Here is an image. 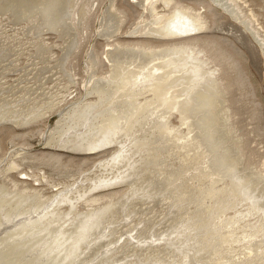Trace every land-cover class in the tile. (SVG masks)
Listing matches in <instances>:
<instances>
[{
  "label": "bare ground",
  "instance_id": "bare-ground-1",
  "mask_svg": "<svg viewBox=\"0 0 264 264\" xmlns=\"http://www.w3.org/2000/svg\"><path fill=\"white\" fill-rule=\"evenodd\" d=\"M67 1H69V2H67L65 4V8H64L66 14L62 15V13L64 12V10H62L63 9L62 5L64 4L63 2H66V0H0V18L6 11H8L7 13L12 15L11 18L13 20H21L24 18H27L29 20V21L26 20V22L24 23L25 25L27 23H29V25L27 27L24 25L26 27L25 31H29L32 28V26L38 28V30H41V29L44 30L45 28H52L54 26V28L57 29L58 31L62 30V33L64 34L65 32H63V31L67 30V32H68V30L71 29L70 27L73 25V23H71L69 21V18H67V15L69 16L68 13H71L72 11H73L72 14L77 12V15L82 16L81 19L84 20L83 18H86L88 16L89 12H91V10L97 9V6H98L97 5L98 3L95 0H91L88 3V5H86L84 7L80 6V4L77 3L78 8L76 10L73 6V3H74L73 0H67ZM134 1L137 2V4L141 7V9L144 12H147L149 15H147L143 11H141L140 14L143 15V18L141 21L144 23L137 25L136 29L133 30L132 32H130L129 34H139V35L142 34L144 36L155 35V37L157 39L153 40V41H157L156 44H153L152 42H148L147 39H139V40H136L137 42H129V41H121V40L112 41L110 43L108 42L107 45L109 47H107L105 49L106 54H105V58H104L105 60L107 59L108 68H107V70L102 71L99 74H93V71L95 69V66H97L96 64H98L100 62V59L98 58V56L96 54H94V56H93L92 55L93 53L91 52L90 54H91V56H93V58H92L93 60L91 61L90 60L91 58H89L87 60L85 67H84V69L87 70V72H88L87 77H85V75H84V79H82V82H81L82 83L81 87L83 86L84 93L81 92L78 95L76 92H74V91H76V88L73 87V85H77L76 83L78 82L77 72H73L74 67L71 64L70 65H62V60H66V59H62L63 58L62 57L61 62H59L58 66H57V67H59V69L61 68L60 69V70H62L61 72H64L63 75H59V74H57V72H54V71L51 72L49 69L46 68V70L50 71V74H48V75L53 77V79H54L53 80L50 77H48L46 74L41 73V70L44 68L45 65H43V68L41 67L42 68L41 69L39 64H37L38 63L37 58L39 56L43 55L41 52L31 55L30 56V58H31L30 63L27 66L25 65L24 67H22L19 65L20 63L18 62L19 50L15 51V49L13 48V47L16 48V45L2 44V39H1L0 40V119H4V120L6 119L5 121L8 123H11L12 126L15 125L18 127H23V129L29 128V129H25L24 130L25 132H22L21 134L33 133L35 129H34V127H31L29 125H32L35 121L38 122V119L41 116L43 117L45 111H49L51 109L57 110V108H58L60 115H59V118L56 121L54 127L52 128V126H50V128H49L50 133H48L44 129L39 130V134H42L43 132H45L43 135H45V136L48 134L51 135V139L47 142L49 144L46 146L50 147L51 149L53 148L52 150H55L53 152H57V150L66 149L65 152H68V153H74V154L83 153V152H89L90 153V150L98 149V148L102 147L103 145L110 144L113 141L117 142V140H119L120 143L122 144V146H121L122 148L120 149L118 155L117 154L115 155L116 158H113L114 157V155H113V157L110 158L109 160H106V161L101 160L100 163H98L96 165L94 164L95 169L104 170L108 167L115 166L116 165L115 161H116V159L118 160L119 157L120 158L124 157L126 159V157L129 156L128 159H130L131 157L132 158L134 157V156H132V154L133 155L138 154V158H139V156L146 157V155H147V157H146L147 163L145 162V160L143 158H141L142 160H144L143 164L146 163L145 164L146 168L149 165L148 162H150V164H151L150 166H152V167L154 166L156 169L158 167L159 172L162 173L163 170L160 171L161 170L160 168H162L160 166L163 163H166L165 161L171 153H176L177 155L176 154L175 155L179 159L178 163H179L180 168L174 169V170L172 169L171 171H166L168 174L166 173L167 175L163 176L164 181H166L164 186H166V189H167V187H169V190H172V188H174V187H175L174 189H176V187L178 189H180L182 192L180 190H177L178 192L179 191L180 192L177 193L176 195L179 196V198H178L179 200H181L182 197H184V199H186V202L189 201V198H191V197L193 198V196H195L197 193H199L201 191L204 192V189L206 188V186H204L205 188L203 189L201 183L199 184L198 182H204L203 176H205V175L207 176V173L210 174L211 171L214 172L213 169L212 170L210 169L211 171L206 173V171L208 170L207 168L209 166H212V165H213V167L215 166L214 168L217 170V172L215 171L216 173L221 171L220 173H218V175H216V177L217 176L220 177V175L223 176V178H219V179H223V180L225 179L224 173L227 176L228 175L233 176L232 178L230 176V178L233 179V182L230 183L231 186H228V185L225 186V188L229 187L227 192L222 194L224 187L222 189L221 188L217 189V187H216V189H215V185H214V188L212 187L213 189L211 190L213 192H210L209 191L210 189L208 190V192L211 193V195H213L215 191H216L215 193L221 192L220 194H222L220 196H216V194H215V196H216L215 200L212 199V201H215L214 202L215 205L211 201L212 204H209L207 206L205 204L206 208L202 209L204 207V206H201L203 203H200L197 205V203H195L196 200L193 201L195 204L196 210L193 211L194 213L191 212V214L193 213L192 219H189V218H188L189 220L186 219L187 221H189L188 224L185 223L187 221H185V220H184L185 222L183 221L185 224H187L186 227L183 225L186 232L183 231L184 229L182 230L183 226L181 224V221L178 220L179 217L177 219L175 217L176 215L175 216L172 215L173 217H175L177 219V220L175 219V221L177 223H178V221L180 222V224L182 226L181 227L182 234L185 233V235L184 234H183L184 236L181 235L182 238L180 236L181 243H182V244H180V242H179L180 240H179L178 236L175 237L176 234H174L173 231H171L173 229V225H172V227L170 226L172 229L170 227H168V228L166 227L167 229L170 228L169 230L172 232V233L170 232L167 234H172V235L174 234V237L178 238V240H179L178 244L173 240H172L174 242V243L172 242L173 244L170 243L171 241H169V243L173 246H175L174 244H176V246L178 248H180L182 245L183 248H181L182 249L181 254H184L185 256L187 255L188 257L186 256L187 257L186 259H188V260H186V261L189 262V260H190L191 263L192 262H198V261L201 262L202 259L204 260V258L209 257V258H207V263H210V264H260V263H262V261L259 260L258 257H255V255H254L256 253L257 248L254 251H250V250H253L254 247H256V245L254 247L247 248V251L245 248H244L245 249L244 250L241 247L243 249V251H245V252L241 253L242 250L240 249L241 250L240 253L242 254L240 256V259H238L239 257L236 258L239 255H237L236 257H233V256L229 257L230 252H228V250L229 251L232 250L231 249L232 243L230 246V242L232 240L237 239L236 237H234V236H236L235 235L236 230L239 228V231L243 232L241 230V228H242L241 226L242 225L244 226L245 223L242 224V223H240V221L245 219V218L248 220V218L250 216L247 218V217H245L246 214L249 215V213H251V217H252L253 216L252 215L253 210H252V212L250 211V209L248 211L249 206L247 205L248 207H244L247 209L245 211V213H244V211L241 210L242 209L241 208L240 209L241 211L240 210L238 211V209H237L239 214H236V212H234L235 216H231L228 218V216L226 215L227 218L224 217L225 214H224V216L222 214L225 213L226 208L227 209L230 208L227 206V205H229V204H227V202L229 201V199H233L232 197L231 198L228 197L229 198L228 199L227 195L228 196L229 195H231V196L236 195L239 197L238 199L246 198V196L248 195V192H250L249 188L254 186V185H252L249 187V184L251 183V182H249V180L252 181V179L255 177L254 175H257V174L252 172L253 168L251 171L252 174L248 171H246V172H248V173H246L243 170L242 171L243 174L245 172V175L247 176V177H245L242 173H240L239 169L237 168V162L240 163L239 162V160H240L239 156H241L242 154L241 155L237 154L239 152V151H237L239 141H238V139H236L238 137V135L235 134V136H233V138L231 137L232 127L229 126V122H228V120H230L229 118L231 116V110H230V105L228 103H226V101H227L226 99L228 98V94H226V93L229 92V88L232 84H231L230 80H228L226 77L224 80L223 74H222V76L219 74L220 69L218 67L220 66V62H218V60L216 58H215V60H212L213 56L210 54H207L210 51L208 50V47L206 45L209 46V44H212L211 42L213 40L210 41L206 37H204L203 35L200 34L201 32L207 31L209 28V26L207 24V20H206L207 16L205 14V10H206L205 5L202 4L200 7H196V6H193L192 4H190L191 2L183 4V3H178L179 1L176 0V5L172 9L164 7L163 10H161V9H158L157 5H155V3L158 0H134ZM162 1L165 4H168L171 2V0H162ZM214 1L217 3V5H219L220 7H223L227 12H229V14H231L235 19H237L239 22L243 23L244 26L254 36H256V38L261 40L259 37V34L256 31V28L253 27V25L250 23V20L242 13V10H239L235 4L234 5L231 4L232 0H214ZM77 4H75V7ZM63 7H64V5H63ZM72 8L75 9V12H74V9L71 10ZM105 10L106 11H104V13H103L102 21L100 24V30L104 31L103 33H105V34H107V36L109 35V37H111L115 33L119 32V27H121V25H119L118 21L120 22V20L116 19L119 17L116 15H115L116 17L114 16V10L111 7H108V9L106 8ZM56 13H59L58 16L60 14H61V16H63V17L60 16L58 18H61V19L63 18L64 20L62 19V21H64V22H62L61 19L54 17L55 15H57ZM106 15H108L109 18L106 17ZM110 15H113V18H111ZM4 16H5V14H4ZM32 17H35L36 21ZM55 18L60 20L62 23ZM55 20H57L58 24L60 23V25L57 26ZM54 21H55V23H54ZM63 26L65 27V30L63 29L64 28ZM66 27H68V28H66ZM185 34H188L190 36H188L184 39L173 40V39H175V37H179V36H182ZM130 45H135V46H130ZM50 46H52V45H50ZM50 48H52V47H50ZM50 48H48L47 46H42L41 49L45 51V49L49 50ZM209 48L211 50V47H209ZM38 50L40 51V48H38ZM122 52H123V54H122ZM118 55L121 56V58L117 57ZM43 58H44V55H43ZM44 59L46 60V58H44ZM49 59H50V57H49ZM102 59L103 58L101 57V61L103 62ZM40 61H39V63L42 62V61L41 62ZM56 61H57V59H56ZM67 61H68V59H67ZM90 61H91V64H90ZM208 61H210V63H208ZM57 63H58V61H57ZM64 63L66 64V61ZM52 66H54V65H52ZM45 67H47V66H45ZM57 67L56 68L54 67V68L58 69ZM50 68H51V65H50ZM9 70H17V71H9ZM217 70H219V71L217 72ZM42 71H44V73L48 72V71L45 72V70H42ZM42 74H43V76H42ZM40 75L42 76L43 79L40 82L39 81L35 82V80H36L35 78L36 77L40 78L41 77ZM88 75H91V76H88ZM8 76H11V78H13V80L10 81L9 79H11V78H8ZM62 76H65L68 79V81L60 83L59 80L62 78ZM56 77H57V79H56ZM47 78L54 81L53 86L56 87L55 89L48 90V89H45L44 86H41L39 84V83H42L48 87H52L51 83H49L48 81L45 80ZM30 81H32V82L30 83ZM2 88H5V90L3 92L1 90ZM74 95L77 96V97L75 96V98H77V99L69 101V98L74 96ZM90 96L94 97V98L91 99ZM72 99H73V97H72ZM174 111L178 112V116H179V120L181 122V125H185L186 129L182 128V126L179 124H175L174 121H173L174 122L173 123L170 120V115H173L172 113ZM174 114L176 115V113H174ZM40 119H42V118H40ZM4 120H0V121L3 122ZM39 122H40V120H39ZM0 124H3V123H0ZM27 124H29V125H27ZM193 129H197V130L201 129V131L198 134L200 136V139L199 138L196 139L197 136L192 135V133L194 131ZM138 131H139V133H138ZM196 132L198 133V131H196ZM199 140H200V142H202L204 144V146H202V143H200ZM205 145H206V147H205ZM232 145L235 146V150L237 149L236 151L234 150V147H232ZM205 148L209 149V151L207 149L205 150ZM29 151H30V149H28V147H23V151L19 152V154H21L23 152H25L23 154H28ZM62 151H64V150H62ZM206 151L210 152V154L209 153L207 154ZM23 154H21L22 157H25L26 155H23ZM57 155H59V153L56 155L52 154L50 156L53 157V156H57ZM12 156L13 157L8 160V161H10L8 163L9 170H7L6 175H5L6 163H4L2 165V163H1L2 160L0 159L1 160L0 161V178L6 176L4 180L5 181L7 180L9 182L8 184L10 185L9 188H7L6 186H3V188L0 187V214L3 210H4V212L5 211L9 212L10 215H8V213L5 212L8 216H10V218L8 217L9 219L7 221L5 219V221L12 223L11 224L12 226L20 225V224H22V226L20 225L21 227H18V228L15 227V230L17 229L16 231H13L12 229H10V231L12 230L11 232L14 235V237H12L13 235L12 236H9L10 234L8 235V233H11V232H8L7 236L4 235L5 238L3 236L2 239H4V240H1V241L4 242L9 237L10 238L12 237L11 239H14V240H12L14 243H12L11 240H8V241H10L9 243H7V242L3 243L2 242L5 245L7 244L6 245L7 248H3V250H0V262L3 260L4 261L3 264H23L22 263L23 258L20 257L21 256L20 254L23 253V257H24V255L27 254L26 252H28V253H30L28 255H30L32 257L31 258L29 257V259L27 258L28 260H26L24 264H39L41 261L42 262L40 264H46L45 261L48 262L46 257L49 254H51V252H48V250H49L48 248H50L52 245L53 246L55 245L56 247H58L61 244V242H63L64 240H65L64 242H67V239H69V238H71V240H68L70 242H67L66 244H68V243L70 244V243L75 242V243H73L74 245H72L74 247H71V248L68 247L69 249L66 248L67 250L71 249V251H68V253H66L64 249L60 250L61 247H59L58 250L60 251V253H61V251L64 250L63 252H65L66 255L69 254V252H72L74 255V251H72V250L74 248H76V246H77V245H75L76 242H77V244H78V242L80 244V242H82L80 240H83L85 238L82 235L85 234L86 232L88 233V237H91L92 233L89 232L90 229H92L94 226L95 228L92 229V232H95L96 231L95 229H97L96 226L99 224L100 219L102 217V216L99 217L100 216L99 212H101V211H99L97 213V211L100 209H98L97 211H94V209L100 207L101 205L100 206L99 205L93 206L94 203H96L100 198H105V197L110 196V195H107L106 193H102V194H100V193L92 194V193L94 192V190L98 189L99 187L108 186L107 184L110 185L113 182L112 183L111 182L104 183L100 186L96 185L97 183L95 182V183H93L95 186L93 187V185L91 184L93 188L89 191V189L88 190L85 189L86 187H84V186H86V185H83V183L87 182L89 177L87 175H84L78 180V181H80L83 179V181H81L83 183H76L78 181H77V177H75L71 182H69L68 184H66L64 186H55L56 189H54L55 192L54 191L53 192L58 193L57 195L52 194L51 196H45L42 193L41 187H37V186L34 187L32 185V187L28 188V186L26 184H23L24 182H26L25 179H30V178L33 180H36V181L37 180L40 181L41 179L48 181L47 176L45 175V172H42V174H40V173H35V172L31 171V173H29L27 170L21 169V170H19V173H22L21 179H13L12 178L13 177L12 171H14V169L16 170V168L18 167V165L20 163H19V160L17 159V157H19V156H14V155H12ZM171 156L173 157V154H171ZM135 157H136V155H135ZM207 157L210 158L211 165H209V166L207 165L208 167L206 166L207 168L205 167V169H204L203 166L205 164L202 165V167H201V163L204 162V159H206ZM124 158H123V160L125 161ZM227 158L229 159L228 161H231L233 163L227 162V160H226ZM240 158H242V156ZM112 159H114V160L112 163H110ZM133 159H131V160L134 161L135 159L134 160ZM131 160H130V162H131ZM137 160H139V159H137ZM208 160H207V162H208ZM44 161H46V160H44ZM138 162H136L135 164H137ZM207 162H206V164H207ZM118 163H123V161L119 160ZM126 163L128 165L129 161H126ZM152 163H153V165H152ZM122 165H121V167H122ZM129 165H130V163H129ZM133 165H134V162H133L132 166ZM138 165L140 166V164H138ZM168 165H169V163L167 162L166 166H168ZM117 166L120 167L118 164H117ZM166 166H165V168L164 167L163 168L166 169L167 168ZM240 166H239V168H241ZM125 167H126V165H125ZM125 167H123V170H125ZM142 167L144 168V166H142ZM168 169H169V167H168ZM120 170L122 171V169H120ZM237 170L239 171V173L237 172ZM121 171H118V173L113 172V173H111V176H113V175L115 176L117 174V176H119V177L123 176L125 178L126 176H124L123 173L126 174V172L122 171L123 173H121ZM145 171H146V169H145ZM147 171H149V170H147ZM164 172H165V170H164ZM164 172H163V174H164ZM222 172H223V175H222ZM144 173H146V172L143 171V173H141V174L144 175ZM216 173H214V174H216ZM155 174L156 173L154 172V175ZM158 174H160V173H158ZM212 174H210V175H212ZM103 175H104L103 173H101V176L99 175L100 177H103L101 179H106V177L109 176V175L105 174L104 175L105 177H104ZM146 175H148V174L146 173ZM186 175H188L189 180L190 179L191 180L188 183L183 182L180 185V182L184 181L183 179H185L184 177H186ZM259 175H260V177H259ZM99 176H98V178H99ZM150 176H151L150 178L153 179L152 175H150ZM257 176L260 178V180L259 179H256V180H259L258 182H260L261 181V173L260 174L258 173ZM216 177H215V180H218ZM110 178H112V177H110ZM137 178L133 179V182H134L133 185H136L134 180H136ZM142 178H144L143 181L145 182V177H142ZM142 178H138V179L142 180ZM156 178H157V176H156ZM156 178H155V181L157 180ZM158 178H159V176H158ZM211 178H212V176H211ZM90 179H91V177H90ZM192 179L197 180V184H194V181H192ZM212 179H214V178H212ZM212 179H210V180H212ZM186 180H188V177ZM200 180H202V181H200ZM205 180H208V179L206 178ZM225 180H227V179H225ZM228 180H229V178H228ZM108 181H110V180H108ZM147 181H149V179ZM153 181H154V179H153ZM219 181H221V180H219ZM263 181H262V183H263ZM138 182H139V180H138ZM217 182L215 181V183H217ZM253 182L255 183V180ZM118 183H120V182L118 181ZM159 183H161V181ZM178 183H179V186H178ZM127 184H129V183H127ZM140 184H142V181L140 182ZM167 184H169L170 186L169 185L167 186ZM221 184H223V183H221ZM142 185L143 186H141V187L144 190L145 189L144 186L146 187L147 185H144V184H142ZM209 185L213 186L211 184H209ZM209 185L207 183V186L210 188ZM257 185H259V184L256 183V186ZM261 185L262 184H260V186ZM132 186H131V189L134 188ZM137 186H138V183L135 186V188H137ZM161 186H162V184L160 185V188H162ZM217 186H219V185H217ZM260 186H259V188L261 189ZM185 187H187V189H188L187 190L188 194H187V191L185 190L186 189ZM196 187H197V189L199 188V190H201V191L196 193L194 191V188H196ZM139 188H137V189H139ZM164 188H162V189H164ZM252 188H254V187H252ZM252 188H250V189H252ZM256 188H258V187H255L254 188L255 190H253V191L256 192ZM131 189H130V191L132 192L133 189L132 190ZM146 189H145V191H146ZM166 189H164V191ZM174 189H173V192L175 191ZM263 189H264V186L262 187V191L259 190V193L261 191V194H262V192H264ZM140 190H141V188H140ZM130 191H128V192L131 193ZM142 191H141V193H142ZM151 191H150V193H151ZM164 191H162L160 193H162L164 195V193H163ZM89 192H90V196H87L89 194ZM134 192L136 193V189L130 195H135ZM166 192L167 191H165V193ZM170 192H172V191H170ZM255 192H253V194H256L258 196L259 194L255 193ZM167 193H169V192H167ZM181 193H182V195H181ZM75 194L76 195L80 194L79 197H76L79 199H81V198L83 199V197L87 196L85 198V202L90 203V209H89L90 213L87 210L88 211L87 214H90V216L85 214L86 212L83 215H82V213H81V215H80V213H77V215L79 217L77 215H75V216L80 218L77 220L76 217L72 216L73 213L71 212L72 214L68 215V216H72L71 217L72 219L76 218V222H77V224H76V222L74 221L75 219H73V221H72V222H75V223H73V227L76 228V229H74L71 226L72 227L71 229L74 231V232L73 231L72 232L74 234L73 233L67 234L65 232L66 227L65 228L62 227L65 231H61L63 229H61L59 231H61L63 233L65 232L66 234L64 233L63 235H61L62 233H60L58 231L57 232L60 234H58V233L55 234V231H54V232H52V233H54L53 236L50 235V233H51L50 232L47 234V235H49V238H46L47 235H45L42 232L44 231L43 228H45L46 226H49L48 222L51 221L52 216H53L52 215L50 217L51 219L49 218L51 213L54 212L55 215L61 214V215H58L59 217L56 215L59 219V220H56L57 223L59 221L60 224H63L64 226H66L67 224L72 225L71 222L67 223V220L69 221V220H71V218L68 219V218H66L67 216L66 217L62 216L65 208H61V206H63L64 204H67V203H70V204L72 203L73 206L75 204H78L76 202L79 199H75V196H76ZM136 194L139 195L140 193L139 194L136 193ZM162 194H159V196H161ZM205 194H207V193H205ZM251 194H252V192H251ZM141 195L142 194H140L139 196H141ZM153 195H155V194H153ZM172 195H173V199L171 197ZM172 195H170L168 197H170L172 200H174V194H172ZM186 195H189V197ZM203 195L204 194L202 193L201 197H203ZM128 196H129V194H128ZM139 196L136 197V195H135V198H139ZM185 196L188 198H185ZM196 196L200 197L198 194ZM123 197L124 196H122V198ZM131 197L133 198V196H130V198ZM165 197H164V199L170 200L167 197L166 198ZM261 197H259V198L261 199ZM122 198H120V199L122 200ZM192 198L190 199V202H191ZM248 198H246L247 201L250 199V198L249 199ZM262 198H264V196ZM124 199H125V197H124ZM143 199H144V197H143ZM246 199H244V200H246ZM159 200H160V198H159ZM162 200H163V198H161L160 201H162ZM197 200H200V198ZM253 200L255 202L258 201L256 198ZM110 201H111V199H110ZM183 201H185V200H183ZM234 201H237L236 198ZM260 201H262V199ZM263 201H264V199H263ZM79 202H81V201H79ZM113 202H115V204H113V203H111V204H113L112 206L116 208L117 207L116 203H118V202H116V201H113ZM164 202H165V200H164ZM231 202L232 201H230V203ZM239 202H238V204L241 205L240 204L241 202L240 203ZM88 203H87V205H88ZM104 203H106V205H105L106 207L104 209H107L108 207L110 208L111 204L109 205V203H107V202H104ZM119 203H121V201ZM124 203H127V202H123V205H125L127 207V205ZM168 203H170V202L168 201ZM173 203L176 204V201ZM245 204L242 205V207L245 206ZM251 204L253 205V203H251ZM121 205H122V203H121ZM171 205H172V201H171ZM181 205L183 206V203ZM239 205H237V207ZM156 206H157V204H156ZM258 206H260V203ZM70 207H72V206L70 205ZM70 207H68V208H70ZM75 207L76 206H74L73 208H75ZM103 207L104 206H102L101 208H103ZM179 207H181V206H178V208ZM184 207H185V209H183ZM184 207H181L180 209H178L177 207L175 208V206H174L175 209H178L177 211L180 213V215H182V216H180V218L181 217L183 218V216L187 210L186 205H184ZM235 207H236V205H235ZM240 207H238V208H240ZM252 207L254 208V206H252ZM115 208H113V209H115ZM121 208H122V206H121ZM121 208H119V209L121 210ZM167 208H168V206H167ZM75 209H73V210L75 211ZM104 209L102 210V212L105 211ZM117 209L115 210V212L117 211ZM138 209H140V207ZM258 209H259V207L256 210H258ZM261 209L262 208H260L258 211L260 212ZM70 210L72 211V208H70ZM70 210L68 209V211H70ZM124 210H126V209H124ZM172 210H174V209H172ZM262 210L264 211V207ZM68 211H66V212L70 214V212H68ZM107 211H108V209H107ZM109 211H110L109 214H111L112 209H109ZM263 211H261L260 215L262 214ZM103 213H105V212H103ZM172 213H173V211L171 212V214ZM189 213H190V211H189ZM187 214H188V212H187ZM55 215H54V217H55ZM106 215H107V213L105 214V216ZM236 215H239V216L236 217ZM6 216H4V217H6ZM85 216H86V218L87 217L88 218L86 220H83L85 218ZM105 216H103L104 220H105ZM262 216H264V214ZM173 217H171L172 221H173ZM1 218H2V220L4 219L3 217H1ZM190 218H191V216H190ZM255 218H254V222H256ZM259 218H262V217L259 216ZM259 218H258V220H259ZM263 218L261 220H263ZM106 219H107V216H106ZM41 220L44 222V224L40 223L41 225L44 226V227L42 226L43 228L42 227L40 228L38 226V224H39L38 222H41ZM247 220H246V222H247ZM54 221L52 219L51 222L54 223ZM0 222H3V221L0 220ZM101 222L103 223V220ZM244 222H245V220H244ZM96 223H97V225L95 226ZM102 223L99 224L98 227H100L102 225ZM1 224L3 225V223H1ZM1 224H0V226H1ZM155 224H158V223H155ZM167 224H169V223H167ZM5 225H6V223H5ZM53 225H55V223ZM160 225L162 226V224H160ZM176 225L178 226V224H176ZM176 225H174V226H176ZM251 225H249V226H251ZM263 225H262L263 230H262V228L259 227L260 225L257 226L256 223H254L252 225L253 227L251 226L252 230L246 232L245 231L246 227L243 230L248 234L250 233L251 236L254 235V239L259 240V237L261 235H258V234L262 233V236L264 235L263 234L264 233V226ZM249 226L247 227V230L249 229ZM49 227L51 228V226H49ZM52 227H53L52 228V231H53L54 226H52ZM101 227H105V225L101 226ZM158 227L157 228L154 227V228L158 229ZM56 228L59 229L60 227H58V226L56 227V225H55V229ZM186 228H188V229L186 230ZM47 229H49V228L47 227ZM178 229L180 231V227ZM31 230L34 231V235H32L33 234V232H32L31 237H29L30 235L28 233L31 232ZM49 230H51V229H49ZM69 230H70V226H69L67 232ZM173 230H175V228ZM2 231L0 232V234L2 233ZM143 231H144V229H143ZM161 231L165 233L166 229H165V231H163L161 228ZM259 231H262V232H259ZM4 232H5V230H4ZM46 232H48V231H46ZM141 232H140V234H142ZM175 232L177 233V231H175ZM245 232H244V234H245ZM89 233L91 234L90 236H89ZM154 233H156V231H154ZM164 233L158 232V235L162 234L160 236V237H162L164 235ZM15 235H17V236L15 237ZM67 235H69V236H67ZM154 235H156V234H154ZM158 235H156V236L158 237ZM50 236H52V237L50 238ZM142 236H143V234H142ZM165 236H163V237L166 240L168 238L167 237L168 235L166 236L167 238ZM241 236H242L241 238H243L244 235H241ZM246 236L247 235H245L244 237H246ZM92 237H93V235H92ZM94 237H96V235ZM94 237L91 240H89L90 239L89 238L88 239L89 242L94 240ZM134 237H136V239H137L140 236L138 234H135ZM143 237L141 239H143ZM157 237H156V239H157ZM160 237H158V239ZM160 239H159V242H160ZM164 239L162 238L161 240H164ZM170 239H172V238L170 237ZM251 239H248L251 246H253L254 244H257L259 242L258 241L257 243H255L254 242L255 240H254L253 241L254 244L252 245L251 244L252 241H250ZM263 239H264V236H263ZM237 240L239 242V239H237ZM241 241H243V239ZM263 241H262V243H263ZM28 242H29V245H26ZM159 242H158V246L160 244H162L161 243L162 241L160 243ZM166 242H163V243H166ZM83 243L84 242H82V244ZM62 244L65 247L68 246V245H64V243H62ZM170 244H169V246H170ZM242 244H244V243H242ZM261 244L259 242V245H261ZM5 245H4V247H5ZM166 246L168 247L167 244H166ZM261 246H263V245H261ZM0 247H1V245H0ZM18 247H19V249H18ZM62 248H64V247H62ZM77 248L75 251H78L80 247H77ZM170 248H172V247H170ZM259 248L262 249V247H258V249ZM56 249L57 248L54 249V247H53L50 250L52 251V250H56ZM173 249H175V248H173ZM173 249H170V250H173ZM46 250H47V253H46ZM58 250L55 251V253L57 252L59 254V258H60L61 254H63V257H64V253L62 252L60 254L58 252ZM175 251H176V249L173 252L172 251H170V252H172V254H173ZM225 251H227L228 254L224 253ZM234 251H235V249H234ZM234 251L232 250L231 252H234ZM238 251L239 250H237V252ZM258 251H257V255L259 253ZM262 252H264V251H262ZM33 253H36V254L33 255ZM37 253H38V255H37ZM57 253L55 255H57ZM260 253H261V251H260ZM260 253H259V255H260ZM39 254H41V257H39L40 256ZM53 254H54V252H53ZM53 254H52V256H53ZM70 254H69V256L67 255L68 257H70L69 261L74 260V258L71 259ZM127 254L128 253H126V255ZM164 254H166V253H164ZM168 254H169V252H168ZM181 254H179V255H181ZM237 254H239V253H237ZM156 255H157V252H156ZM176 255H174V256H176ZM253 255H254V257H253ZM263 255H264V253H263ZM127 256H129V255H127ZM163 256H160L161 257L160 260H162ZM50 257H51V255H50ZM68 257L66 258V261L68 260ZM138 257L139 256H136V258H138ZM157 257H154V259L155 258L157 259ZM52 258L53 257H51V259ZM54 258L56 259L55 256H54ZM148 258H149V256H148ZM61 259H62V257H61ZM63 259L61 261H63L65 263V259L64 260ZM132 259H133V257L130 260H132ZM165 259L168 260V261L165 260V262L166 261L169 262L166 264H175L176 262H177L176 264L180 263V262L178 263V261H174L172 259H168V258H165ZM182 259H183V256H182ZM50 260H49V262H50ZM56 260H55L54 264H56L57 262L60 261L58 259L59 261L57 260V262H56ZM137 260L139 262V259H137ZM140 260H141V258H140ZM142 260H141V262H142ZM149 260L150 259L146 260V262L144 260L143 261L145 263H147V262H149ZM160 260L159 259L156 261L153 260L152 264H164L163 263L164 260L161 262H160ZM183 260H181V263L183 262ZM53 261H54V259H53ZM53 261H51V262L53 263ZM127 261H129V260H127ZM127 261H125V262H127ZM186 261H184V263H182V264H187L188 262H186ZM141 262H139V263H141ZM144 262H142V264H144ZM60 263L62 264V262H60ZM60 263H58V264H60ZM129 263L131 264L130 261H129ZM129 263L127 262V264H129ZM0 264H2V263H0ZM132 264H133V261H132ZM201 264H204V263H201Z\"/></svg>",
  "mask_w": 264,
  "mask_h": 264
},
{
  "label": "rangeland",
  "instance_id": "rangeland-1",
  "mask_svg": "<svg viewBox=\"0 0 264 264\" xmlns=\"http://www.w3.org/2000/svg\"><path fill=\"white\" fill-rule=\"evenodd\" d=\"M90 1L91 0H73V2L75 4L79 3L80 6H82V7L88 5V3ZM95 1L98 3L97 4L98 5L97 6V9L91 10V12H89V14L87 16L88 18L87 17L86 18H83L84 20L81 19L82 16H78L77 15V12L76 13H73V14H72L73 11L71 13H68L70 17L67 15V18H69V21L71 23H73V25L70 27L71 29L69 28L71 31L68 30V32H67V30H65V27L63 26L64 28L63 27L62 28L65 30V31H63V32H65L64 34L62 33V30H59L58 31L57 29L54 28V26L52 28H45L44 30H42V29L41 30H38V28L32 26V28L29 31H25V28L29 25V23H27L26 25L24 23L26 22V20L27 21H29V20L27 18H24V19H21V20H13L11 18L12 15L9 14V13H7L8 11H6L4 13L5 16L3 14L1 16V18H0V40L2 39V44H6V45H9V44L10 45H16V48L15 47H13V48L15 49V51L16 50H19V54H18L19 59H18V62L20 63L19 65L22 66V67H24L25 65L27 66L30 63V61H31L30 56L31 55L37 54V53H40L41 52L44 55V58H46V60L43 58V55L42 56H39V57L37 56L38 57L37 58L38 59V61H37L38 63L37 64H39L40 68L41 67L43 68V65L47 66V67L44 66L45 69L44 68L43 69L41 68V69L42 70H45V72L48 71L49 73L48 72L44 73V71H42V70H41V73L46 74L51 79H53V77H51V76L48 75V74H50V71L51 72L52 71L57 72V74H59V75H63L64 74V72H61L62 71V70H60L61 68L59 69V67H57V66H58L59 62H61L62 59H66V60H62V65H70L71 64L74 67L73 68V72H77V76H78V78H77L78 82L76 83L77 85H73V87L76 88V91H74V92H76L77 95L79 93H81V92L84 93L83 86L81 87V85H82L81 82H82V79H84V75H85V77H87V73H88L87 70L84 69L85 64H86V62H87V60L89 58H91L90 60L92 61L93 60L92 58H93L94 54H96L98 56V58L100 59V62L98 64H96L97 66H95V69L93 71V74H99L100 72L107 70V68H108L107 59L105 60L104 58H105V54H106L105 53V49L107 47H109L107 45L108 42L110 43L112 41H117V40L129 41V42H137L136 40H139V39H147L148 42H152L153 44H156V42H157V41H153V40H156L157 39L155 37V35H152V36H144L142 34L141 35H139V34H129L130 32H132L133 30L136 29V26L137 25H140V24H143L144 23V22L141 21L142 18H143V15L140 14V12L143 11V10L137 4V2H135L134 0H112L113 2L111 0H95ZM177 1H179L178 3H183V4L184 3L186 4V3L191 2L190 4H192L193 6H196V7H200L202 4L205 5V9H206L205 10V14L207 16V19L206 20H207V24H208L209 28H208L207 31L201 32L200 34L203 35L204 37H206L210 41L213 40L211 42L212 44H209V46L206 45L208 47V50L210 51L207 54H210V55L213 56L212 57V60H215V58H216L218 60V62H220V66L218 67L220 69V71L217 70V72L219 71V74L221 76L223 74L224 80H225V77H226L228 80H230V82L232 84L230 86V88H229V92L226 93V94H228V98L226 99L227 101L226 100L225 101H226V103H228L230 105V110H231V116L229 118L230 120H228L229 126L232 127L231 137L233 138V136H235V134L238 135L237 138L235 137L239 141V143H238V150L237 149L236 150L239 151L237 154H240V155L242 154L241 155L242 158H240L241 156H239V159H240L239 162L240 163L237 162V168L239 169L240 173H242V174H243V172H242L243 170L245 172L248 171L251 174H252V172L253 173H256L257 175H258V173L259 174L261 173V181H260L261 183L258 182L260 180V178H259L260 175H259V177L257 175H254L255 176L254 177L255 179L252 177L253 178L252 181L249 180V182H251L250 183L251 185L249 184V187L252 186V185H254V186H252L254 188L255 187H258V188H256V192L253 191V190H255L254 188H252V187H250L252 189L249 188V191L250 192H248V195L246 196V198H248V197L250 199L252 198L251 200L248 198L249 199L248 200L249 202L247 201L246 198H244V199H246V200H244L243 198L238 199L239 197L236 196V195L235 196H231V195L228 196L227 195V198L228 197H230V198L232 197L233 199H229L228 198L229 201L227 200L228 201L227 204H229L230 206L229 205H227V206L230 207V208H228V209L226 208L225 213L222 214L223 216L225 214L224 217L227 218V216H228V218H229L231 216H235L234 215V212H236V214H239L238 211L241 208H242L241 210L244 211V213H245V211L247 209L244 208V207H248V206H249L248 207V211H249V209H250L251 212L253 210V213H252L253 216L252 217H251V213H249V215L246 214V216H245L247 218L250 216L248 218V220L245 218V219H243V220L240 221V223H242V224L245 223L244 226L243 225L241 226L242 227L241 230L243 232L239 231V228H238L236 230V233H235L236 236H234V237H236L237 239H239V242L242 239H243V241H241L239 243L238 240L236 239L237 241L236 240H232L230 242V246H231V243H232L231 249L233 251L235 249V251L234 252H231L232 250H230V251L228 250V252H230V254H229L230 256L229 257H232V256L233 257H236L237 255H239L236 258L239 257L238 259H240V256L242 255L241 253L242 252L243 253L245 252V251H243L244 248L247 251V248L254 247L256 245V247H254V249L253 250H250V251H254L257 248L256 249V253L254 255H255V257H258L259 260L262 261V263H260V264H264V262H263L264 261L263 260L264 259L263 253L264 252H262V251H264V241H263L264 240L263 239V236L264 235L262 236V233H259V232H262V231H259L258 232L259 233L258 235H261L262 236V237L261 236L260 237L258 236L259 237V240L258 239H254V235L251 236L250 233L249 234L246 233V232L252 230L251 226L254 223H256L257 226L260 225L259 227L262 228V230H263L262 225L264 224V222H263L264 221V218H263L264 216H262L264 214L263 213L264 211L262 210L263 207H264V205H263L264 204V201H263L264 198H262L264 196L263 195L264 192H262V194H261L262 187L264 186V184H263L264 183V181H263L264 180V40H263L264 39V0H232L231 1V4L232 5L235 4L236 7H238L239 10H242V13L250 20V23L253 25V27L256 28V31L259 34V37H260L261 40H259L258 38H256V36H254L244 26L243 23H241L237 19H235L223 7H220L219 5H217V3L214 0H177ZM67 2H69V1L66 0V2H63L64 4L62 3L64 5V7L61 4L62 5V8H63L62 10H64V12L62 13V15L63 14H66L64 8H65V4ZM74 3H73V6L77 10L78 4L75 7V4ZM155 5H157L158 9H161V10H163L164 7L169 8V9H172L176 5V0H171V2L168 3V4H165L162 0H158L155 3ZM108 7H111L114 10V16L116 15V16L119 17V18H116V19L117 20L118 19L120 20V22L118 21V23H119V25H121V27H119V32H117L115 34L113 33L114 35H112L111 37H109V35L107 36V34L103 33L104 31L100 30V24H101V21H102L103 13H104V11H106L105 10L106 8L108 9ZM74 8H72L71 10H73ZM75 9H74V12H75ZM144 13L147 14V15H149L147 12H144ZM56 14L57 15H55L54 17H57L58 18V17L61 16V14L58 16L59 13H56ZM110 16H111V18H113V15H110ZM61 17H63V16H61ZM106 17L109 18L108 15H106ZM32 18H34V20H35V17H32ZM57 18H55V19H57ZM58 19H61V18H58ZM62 19H61V21H62ZM57 20H55V21H56V24L58 26V25H60V23L58 24V21H60V20H58V21ZM55 21H54V23H55ZM62 22H64V21H62ZM66 28H68V27H66ZM188 36H190V35L185 34V35H182V36H179V37H175V39H173V40L184 39V38H186ZM50 45H52V46H50ZM42 46H47L48 48H50V47H52V48H50L49 50L48 49L47 50L45 49V51H44V50L41 49ZM130 46H135V45H130ZM209 47H211V50H210ZM38 48H40V51L38 50ZM91 52L93 53L92 54L93 56H91V54H90ZM122 54H123V52H122ZM100 56L103 58L102 59L103 62L101 61V57ZM49 57H50V59L52 61L49 59ZM117 57L121 58V56H119V55ZM56 59H57L58 63H57ZM67 59H68V61H67ZM39 61L41 63H39ZM65 61H66V64L64 63ZM91 61H90V64H91ZM208 63H210V61H208ZM50 65H51V68H50ZM52 65H54V66H52ZM54 67L55 68L57 67L58 69H55ZM46 68L49 69L50 71L49 70H46ZM9 71H17V70H9ZM43 74H42V76H43ZM42 76L40 77L41 79L39 77H36L35 78L36 80L34 79L35 82L36 81H39L40 82L43 79ZM88 76H91V75H88ZM8 78H11V76H8ZM51 79L47 78L45 80L48 81L49 83H51V86L52 87H48V86H46L45 84H42V83H39V84L41 86H44L45 89L53 90L56 87L53 86V82L54 81H52ZM56 79H57V77H56ZM9 80L12 81L13 78H11ZM59 81H60V83H63L65 81H68V79L65 76H62V78ZM31 82L32 81H30V83ZM1 90L3 92L5 90V88H2ZM75 96L76 95L72 96L73 99H72V97H70L69 98V101L76 100L77 98H75ZM90 98L92 99L94 97H91L90 96ZM176 111H174L172 113L173 115H170V120L172 122L174 121L175 124L181 125V122H180L179 116H178V112H176ZM59 113L60 112H59L58 108H57V110H52L51 109L49 111H45L43 117L42 116L40 117L42 119L39 118L38 119V122L35 121L32 125L27 124V125H29L31 127H34V129H35L33 133H27V134L26 133L25 134H21V133L22 132H25L24 130L25 129H29V128L23 129V127H18V126H15V125L12 126L11 123H8V122L5 121L6 119L5 120L4 119H0V120H4L3 122L0 121V123H3V124H0V159L2 160V161L1 160L0 161H1L2 165L4 163H6V165H5V168H6L5 169V175L7 173V170H9L8 163L10 161H8V160L13 157L12 155H14V156H19V157H17V159L19 160V163L20 164L18 165V167L16 168V170L14 169V171H12L13 172V174H12L13 177L12 178L13 179H21V174L22 173H19V170H21V169L27 170L29 173H31V171H33L35 173H40V174H42V172H45V175L47 176V180L48 181H46L44 179H41L40 181H38V180L36 181V180H33V179L30 178V179H25L26 182L23 183V184H26L28 186V188L29 187H32V185L34 187L35 186L41 187L42 188V193L45 196H51L52 194L53 195L54 194L57 195L58 193H54L55 192L54 189H56L55 186H64V185L68 184L69 182H71L75 177H77V181H78L84 175H87L89 177V179L87 180V182H85V183L81 182V181H83V179H82V180H80V181H78L76 183H83V185H86V186H84V187H86L85 189L86 190L89 189V191L95 186L93 184L95 182L97 183L96 185H99V186L102 185V184H104V183H109V182H111V183L113 182V183L110 184V185L107 184L108 186L99 187L98 189L94 190V192L92 193V194H96V193H100V194L106 193L107 195H110L109 197L100 198L93 205V206H97V205L100 206L101 205L100 207L94 209V211H97L98 209H100V210L97 211V213L99 211H101V212H99L100 213V216L99 217L102 216L101 219L103 220V223H102L101 222L102 220L100 219V222L102 223L101 226H104L105 225V227H101V226L98 227V225L101 224L99 222L98 225H97V223L95 224V226L97 225L96 226L97 229H95L96 231L94 230L95 232H92V229L95 228L94 226H93L92 229H90L89 232L92 233L93 237L96 235V237H94V240H92V241L89 242V240H91L93 238L90 233H89V236L91 235V237H88V233L87 232L85 234H83L82 236L85 237L84 238L85 240L83 239V240H80V241H82L84 243L82 244V242H80V244H79V242H78V244H77V242H76V244H75V245H77L76 248L77 247H80L79 250L78 251H75L76 248H74V249L72 248L73 249L72 251H74V255H73L72 252H69V254L71 253L70 254L71 259L74 258V260H71V261H69L70 260V257H68L69 254H67L68 256L66 255V253H68V251H71V249L70 250H67L66 248H68V247L69 248L74 247L72 245H74L73 243H75V242L70 243V244L69 243L66 244L67 242H70L68 240H71V238L67 239V242H64L65 240L63 242H61V244H60L61 246L59 245L58 247H56L55 245L54 246L52 245L54 247V249L55 248H57V249L51 251L50 249H52L53 247L51 246L50 248H48L50 250V251L48 250V252H51V254H49L46 257V259H47L48 262L45 261V263L46 264H51L52 263L51 261H53V259H54V261L52 263V264H54L55 260L57 258L60 260L61 257H62V259L65 257L64 259H65V263L66 264H71V263L72 264H125V263L127 264V262L129 263V261L131 262V264H132V261H133V264H137V263L138 264H142V262H144V261L146 262V260H148V259H150V260L147 263L148 264L149 263L152 264L153 260H155V261L158 260V259L160 260V258H161L160 256H163V255L164 256H163L162 260H160V262L164 260V262H163L164 264L169 263V262H167L168 260L165 259V258L172 259L174 261H178V263L180 262L179 264H182V263H184V261L188 260V259H186L188 257L187 255H186L187 256L186 257L184 254H181L182 253V249L181 248H183L182 245H181L180 248H178L176 246V244H174L177 247L176 248L175 246L171 245L170 243H172L173 241H175L177 244L179 242H180V244H182L181 243L180 236L181 235L182 236L185 235V233H183L184 235L182 234V230L184 229L183 231H185L184 226L186 227V225L189 222L187 220L192 219V214L194 213L193 211L196 210L195 209V204H194L193 201L196 200L195 203H197V205L200 204V203H203L204 205L202 204L201 206H204L202 209H205L207 205L212 204L211 203L212 199L215 200V197L216 196H220L223 193L227 192V190L229 189V187L228 188H225V186L226 185L231 186L230 183L233 182V179H231L233 176H231V175H228L227 176L224 173V177L227 180H225V179L224 180L223 179H219V178H223V176H221V175H220V177H218V176L216 177V175H218V173H220L221 171L218 170L219 172L216 173L217 170L214 168L215 166L214 167H213V165L212 166H209V165H211V161H210V158H209L210 156H209L206 159H204V162H202L203 164L201 163V167H202V165L205 164L203 166L204 169H205V167L208 165L209 167L208 166H207L208 168L206 167L208 169V170L206 169L207 170L206 173L209 172V171H211L212 169H213L214 172L211 171L210 174L213 173L212 175H210V174L207 173V176L206 175L203 176L204 177V182H198L199 184L201 183L203 189L205 188L204 186H206L207 189L205 188L204 189V192H203V191L199 190V188L197 189V187L194 188V191L196 193L199 192V191H201L204 194L203 197H201L202 193L199 192L197 194L200 197L196 196L197 194L195 196H193V198L190 196L192 198L191 202H190V199L191 198H189V201L186 202V199H184V197H182V196H181L182 199L179 200L178 199L179 196L176 195V194L179 193L181 190L178 189L177 187H176V189H174L175 187L172 188V190H169V187H167V189H166V186H164V184L166 183V181H164V177H163V176H166L168 174L166 171H171L172 169L174 170V169L180 168L179 163H178L179 159L176 156L177 155L176 153H171V154H173V157L170 154L169 157L165 161L166 163H163L162 164L163 166L162 165L160 166V167H162V168H160L161 169L160 171L163 170L162 173L159 172L158 167L156 169L154 166L153 167L150 166L151 165L150 162H148L149 165L147 164L149 167L147 166V168H146L145 167V164L147 163V160H146L147 155H146V157L139 156V158H138V154H135L136 157H135V155L132 154V156H134L133 158L135 160L132 157L130 159H128L129 156H127V157L125 156L126 159L123 157L125 159V161H124L123 158H120L119 157V159L118 160L116 159V161H115L116 162V165L115 166L108 167V168H106L104 170H102V169H95L94 166L96 164L100 163L101 160L102 161L103 160H105V161L106 160H109L110 158L113 157V155H114L113 158H116L115 155L116 154L118 155L120 149L122 148L121 147L122 144L120 143L119 140H117V142L113 141L110 144L103 145L102 147H100L98 149L90 150V153L89 152H83V153L74 154V153L65 152L66 149H62L64 151L57 150V152H53V151H55V150H52L53 148L51 149L50 147L46 146V145L49 144L47 142L51 139V135L50 134H48L46 136L43 135L45 132H43L42 134H39V130H43L44 129L48 133H50L49 128H50V126H52V128L54 127L56 121L59 118V115H60ZM174 113H176V115ZM39 120H40V122H39ZM181 126H182V128L186 129L185 125H181ZM193 130H194L193 133L194 132L195 133L193 134L191 132L192 135L197 136L196 139H198V138L200 139V136L198 134L201 131V129H199V130L193 129ZM195 130L198 131V133ZM138 133H139V131H138ZM199 142H200V140H199ZM200 143H202V142H200ZM202 146H204L203 143H202ZM23 147H28V149H30V151L28 152V154H23L25 152L21 153L23 155H26L25 157H22V155L19 154V152L23 151ZM205 147H206V145H205ZM232 147H234V150H235V146L232 145ZM206 149L207 148H205V150ZM207 150L209 151V149H207ZM208 151H206V153L207 154L208 153L210 154V152H208ZM58 153H59V155H57V156H53V157L50 156L52 154H55L56 155ZM141 158H143L145 160V162H146L145 164H143L144 163L143 162L144 160H142ZM131 159H133L134 161H132ZM137 159H139V160H137ZM44 160H46V161H44ZM113 160L114 159H112L110 163H112ZM119 160L120 161H123V163H118ZM130 160H131L132 163L130 162ZM207 160H208V162H207ZM226 160H227V162H231V161H228L229 160L228 158ZM126 161H129V163H130L131 166L129 165V163L127 165ZM135 161L136 162L139 161V162L137 164H135L136 163ZM133 162H134V165L132 166ZM167 162L169 163L168 166H166L167 165ZM206 162H207V164H206ZM231 163H233V162H231ZM117 164L120 167H118ZM120 164L121 165L123 164L122 167H121ZM138 164H140V166ZM125 165H126V167H125ZM152 165H153V163H152ZM142 166H144V168L146 169V171H145V169ZM165 166L167 167L166 168L167 170L164 169ZM239 166L241 168H239ZM123 167H125V170H123ZM168 167H169L170 170L168 169ZM119 168L122 169L123 172L125 171L126 174L127 173L128 174L126 175ZM252 168H253V171H252ZM147 170H149V171H147ZM164 170H165V172H164ZM118 171H121V173H123L124 176H126V177L125 178L123 176L119 177V176H117V174L115 176L113 175L114 177L111 176V173H113V172H115V173L117 172L118 173ZM143 171L146 172L148 175H146V173H144V175H142L141 173H143ZM239 171L237 170L238 173H239ZM154 172L156 173L155 175H154ZM163 172H164V174H163ZM245 172H244L243 175L245 177H247L245 175ZM248 172H246V173H248ZM101 173H103L104 175L107 174L109 176H107L106 179H101V178H103V177H100L101 176ZM158 173H160V174H158ZM214 173H216V174H214ZM150 175H152V178L154 179V181H153V179L150 178L151 177ZM222 175H223V172H222ZM98 176H99V178H98ZM156 176H157V178H156ZM158 176H159V178H158ZM211 176L214 179H212ZM230 176H231V178H230ZM5 177L6 176L0 178V187L1 188H3V186H6L7 188H9V186H10L8 184L9 182L7 180L6 181L4 180ZM90 177H91V179H90ZM110 177H112V178H110ZM137 177L138 178L145 177V182L143 181L144 178H142V180H141V179H138ZM187 177H188V180H186ZM215 177L218 180H215ZM135 178H137L136 180H134L135 181V184L137 185V183H138L137 188L140 187L141 190H140V188L139 189L135 188L136 185H133L134 184L133 179H135ZM155 178L157 179L156 181H155ZM184 178H185V179H183L184 181H181L180 182V185L183 182L188 183L191 180V179L189 180V176L188 175H186V177H184ZM206 178L208 180H205ZM209 178L212 179V180H210ZM228 178H229V180H228ZM148 179H149V181L150 180L151 181L150 182L147 181ZM158 179L161 181V183H159L160 181ZM256 179H259V180H256ZM108 180H110V181H108ZM138 180H139V182H138ZM140 180L142 181V184L147 185L146 187L144 186L145 189L147 188L146 189V191L148 190L147 192L145 191V189L144 190L142 189L141 186H143V185L140 184V182H141ZM219 180H221L222 182L219 181ZM254 180H255V183L253 182ZM118 181L120 183H118ZM192 181H194V184H197V180L192 179ZM200 181H202V180H200ZM215 181L216 182L218 181L217 182L218 184L215 183ZM262 181H263V183H262ZM127 183H129L130 185L127 184ZM207 183H208V185L211 184L213 186H210L209 185L210 186V188H209L207 186ZM221 183H223V184H221ZM256 183H258L259 185L256 186ZM91 184L93 185V187H92ZM159 184L160 185L162 184L161 187L162 188L165 187L164 188V189H166L165 191L169 192L170 194L167 193V192L165 193L164 189L160 188V185ZM260 184H262L263 186L262 185L260 186ZM168 185L169 184H167V186ZM214 185H215V189H216V187H217V189H220V188L222 189L224 187V190L222 191V194H220L221 192L220 193L218 192L219 194L218 193H215L216 192L215 191L214 194H213L214 196H213V195H211V193L208 192L209 189H210L209 190L210 192H213L211 190L214 188ZM217 185H219V186H217ZM131 186L134 187V188H132L133 191L136 189V193L142 194L141 196H139L140 194L137 195L134 192V194L136 195V197L139 196V198H135V195H130V194L133 193V191L132 192L130 191ZM178 186H179V183H178ZM259 186L261 187V189L259 188ZM185 188H186L185 190L187 191L188 190L187 187H185ZM173 189L175 190L174 192H173ZM177 190H180V191L178 192ZM259 190H261L260 193H259ZM128 191H130L131 193H129ZM141 191H142V193H141ZM150 191H151V193H150ZM162 191H164L163 192L164 195L162 193H160ZM170 191H172L173 193L170 192ZM251 192H252V194H251ZM253 192H255V193L259 194V195L257 196L256 194H253ZM152 193L155 194V195H153ZM158 193L159 194H162L161 195L162 197L159 196ZM205 193H207V194H205ZM80 194L79 195L78 194L77 195L75 194L76 195V196L74 195L75 196V199H79V198H76V197H79ZM128 194H129V196H128ZM172 194H174V200H172L173 199V195ZM187 194H188V191H187ZM215 194H216V196H215ZM170 195H172L171 196L172 199L170 197H168ZM181 195H182V193H181ZM87 196H90V192H89V194ZM87 196L83 197V199L82 198L79 199L76 202V203H78V204H75L74 205V206H76L75 207L76 209L73 208L74 206H73L72 203L71 204L70 203L64 204L63 205L64 207L61 206V208H65V210L63 211L64 213L62 214V216H65V217L67 216L66 218H68V219H70L73 216V217H76L77 220H78L80 218H78L79 216L77 215V213H80V215H81V213L83 215L85 212H86L85 214H87L88 211L90 213V210H89L90 209V203L85 202V198ZM122 196H124L125 199H124V197L122 198ZM130 196H133V198L132 197L130 198ZM142 196L144 197V199H143ZM165 196L168 199H170V200L164 199ZM186 196L189 197V195H186ZM186 196H185V198H188ZM259 197H261L262 201H260L261 199ZM120 198H122V200ZM159 198H160V200H161V198H163V200L160 201ZM199 198H200V200H197ZM235 198H236L237 201H234ZM255 198L258 200V201L256 200L257 202H255L253 200ZM110 199H111L112 202L110 201ZM118 199L121 201L122 205H121V203H119L120 201ZM164 200H165V202H164ZM183 200H185V201H183ZM79 201H81V202H79ZM113 201L118 202V203H116L117 204L116 205L117 206L116 208L112 206L113 204H115V202H113ZM168 201L170 203H168ZM171 201H172V205L173 206L171 205ZM175 201H176V204L173 203ZM230 201H232V202L230 203ZM104 202L109 203V205L111 203H113V204L110 205V208L109 207L107 208L108 211H107V209H104L106 207L105 206L106 203H104ZM123 202H127V203H124V204L127 205V207L125 205H123ZM212 202L214 204L215 201H212ZM238 202L241 205H239ZM87 203H88V205H87ZM182 203H183V206L181 205ZM251 203H253V205ZM259 203H260V206H258ZM119 204L122 206V208H121V206ZM156 204H157V206H156ZM205 204H206V206H205ZM244 204H245V206L242 207V205H244ZM70 205L72 207H70ZM166 205L168 206V208H167ZM184 205H186V209L187 210H186V212L184 211L185 214H184L183 218L184 217L185 218L183 219L182 217L180 218V216H182V215H180V213L177 210L180 209L181 207H184ZM235 205H236V207H237V205H239L238 207H240V206L241 207L240 208H238V207L236 208ZM251 205L254 206L255 209ZM102 206H104V207L101 208ZM174 206H175V208L176 207L178 208V206H181V207H179L178 209H175ZM68 207L72 208V211ZM139 207H140V209H138ZM256 207L257 208L259 207V209L262 208L260 210V212L258 211L259 209L256 210L257 209ZM113 208H115V209H113ZM119 208H121V210ZM68 209L70 211H68ZM73 209H75V211ZM103 209L105 210V211H103L105 213L102 212ZM109 209H112V211H111L112 213L111 214H109L110 213ZM116 209H117V211L115 212ZM124 209H126V210H124ZM172 209H174V210H172ZM183 209H185V207ZM237 209H238V211H237ZM66 211L70 212V214L67 213ZM170 211L171 212L173 211V213L171 214ZM189 211H190V213H189ZM261 211H263V212L260 215ZM5 212L8 213V215H10L9 212H7V211H5ZM5 212L3 210L1 212V214H0L1 215L0 218L1 217L4 218L3 220H2V218L0 219L1 221H3V222H0V224L3 223V225L1 224L2 227L0 226V232L3 230L2 233L0 234V237H1L0 238V245H1L0 250H3V248H7L6 247L7 244L5 245L3 243H5V242L9 243L10 241H8V240H11V241L14 240V239H11L12 237H14V235L12 234L11 231L12 230L13 231H16L17 229L15 230V227L18 228V227H21L22 226V224H20L21 226L20 225L12 226L11 225L12 223L6 222L10 218V216H8ZM187 212H188V214H187ZM191 212H193V213L191 214ZM106 213H107V215H106L107 216V219H106V216H105ZM71 214H72V216H68V215H71ZM54 215H55L54 212L51 213V215L49 216V218L52 216L53 221L55 220L54 223H55L56 227L58 226L60 228L59 229L58 228L55 229V225H53L54 223L51 222L52 221L51 218H50L51 221L48 222V224H49V226H51V228L49 226H46L45 228H43L44 226L41 225V224L42 223L44 224V222L41 220V222H38L39 223L38 226L40 228L43 226L42 228L44 229V231L42 233H44L45 235H47L48 233L51 232L50 235L53 236L54 233H52V232H54V231H55V234H57L58 232L62 233L61 235H63L65 232L67 234L74 232L71 228L73 227V223L76 222V218H73V219H75L74 220L75 222H72L73 221L72 218L69 221L67 220V223H70L71 222L72 225H69V224L66 223L68 226L67 225L64 226L63 224H60L59 221H58V223L56 221V220H59L58 219V217H59L58 215H61V214H58V215L56 214L58 217L55 215V217L57 219L54 217ZM75 215H77L78 217L75 216ZM87 215L90 216V214H87ZM169 215L171 217H173V216L176 215L175 217L177 219L179 217L178 220L181 221L182 226L183 225L184 226L182 227L179 221L177 223L175 221V219H176L175 217H173V221H172V218ZM189 215L191 216V218H190ZM4 216H6L7 218L4 217ZM103 216H105V220L103 219ZM238 216L239 215H236V217H238ZM259 216L262 217L263 220H261L262 218H259ZM87 218L85 216V218L83 220H86ZM254 218H255V221L256 222H254ZM258 218H259V220H258ZM5 219H6V221H5ZM166 220L167 221L169 220V221L167 222ZM184 220L187 221V222H185ZM244 220H245V222H244ZM246 220H247V222H246ZM183 221L185 223H187V224H185ZM166 222L169 223V224L171 223V224L169 225ZM5 223H6V225H5ZM50 223L51 224L53 223V224L51 225ZM155 223H158V224H155ZM260 223L261 224L263 223V224L261 225ZM76 224H77V222H76ZM160 224H162L163 227ZM176 224H178V226ZM172 225H173V229L175 228V230H173L171 228ZM174 225H176V226H174ZM249 225H251V226H249ZM52 226H54L53 231H52V228H53ZM69 226H70V230L67 232ZM248 226H249V229L247 230V227ZM47 227L49 229H51V230L47 229ZM62 227L63 228L66 227L65 228L66 231ZM154 227L155 228L158 227L159 230L158 229H155ZM160 227L162 228L163 231H165V229H166V232L165 233L162 232ZM166 227L167 228L170 227L172 229L171 231H173V233L176 234L175 237L178 236V238H179L180 241L178 240V238H175L174 237V234L173 235L172 234H167V233H170L171 231L169 230L170 228L167 229ZM179 227H180V231L178 229ZM181 227H182V230H181ZM245 227H246V229H245ZM73 228L76 229L75 227H73ZM10 229H12V230L10 231ZM61 229H63V230H61ZM143 229H144V231H143ZM187 229L188 228H186V230ZM243 229H245L246 232ZM4 230H5V232H4ZM59 230L65 231V232L63 233V232H61ZM46 231H48V232H46ZM154 231H156V233H154ZM175 231H177V233ZM8 232H11V233H8ZM32 232H33V234H32ZM140 232L143 234L144 237L142 236V234H140ZM158 232L164 233L163 236H165V235L167 236L168 235L167 237L169 239L166 236L165 237L168 240L167 239L165 240L163 236L160 237L162 234H159L158 235ZM244 232H245V234H244ZM7 233H8V235L10 234L9 236H12V235L13 236L11 238L9 237L4 242L1 241V240H4L2 238H3L4 235L7 236ZM60 233H58V234H60ZM28 234L30 235L29 237H31V234L34 235V231L31 230V232H29ZM133 234L134 235L135 234H138L140 237L142 236L143 239H141L142 237L141 238L138 237L139 239L138 238L136 239V237H134ZM154 234L158 235V237H160L161 239L162 238L164 239V240H161L159 238L160 239V242L162 241L161 242L162 244H160L159 246H158L159 239ZM69 235H67V236H69ZM241 235H244V236L247 235L246 236L247 238L244 237V236H243V238H241L242 237ZM5 236H4V238H5ZM16 236L17 235H15V237ZM52 236H50V238ZM182 236H181V238H182ZM156 237H157L158 240L156 239ZM170 237L172 239H170ZM250 237L251 238L253 237V238L251 239ZM46 238H49V235H47ZM248 239H251L250 241H252V243H251L252 245L254 244V242L257 243L258 241L261 244L262 241H263V243L261 244L263 246L259 245V242L257 244H254L253 246H251ZM169 241H171V242L169 243ZM163 242H166V243H163ZM12 243H14V242L12 241ZM62 243H64V245H68V246L65 247V246H63ZM242 243H244V244H242ZM166 244L168 245L169 248L166 246ZM169 244H170V246H169ZM4 245H5V247H4ZM26 245H29V242ZM257 246L258 247H262L263 250L261 248L258 249ZM19 247H18V249H19ZM59 247H61L60 250L61 249H64L65 250L66 253L63 252L64 250L61 251V253L62 252L64 253V257H63V254H61L60 251L58 250ZM62 247H64V248H62ZM170 247H172V248H170ZM173 248H175L176 251L172 254V252L175 250ZM170 249H173V250H170ZM57 250L61 254L60 255V258H59V254L57 252L56 253H57L58 256L55 255L56 254L55 251H57ZM237 250H239V251L237 252ZM162 251L164 253H166L167 255L164 254ZM170 251H172V252H170ZM240 251H241V253H240ZM257 251L259 253L261 251V253H262V254L260 253L261 256L259 255V253L257 255ZM53 252H54V254H53ZM156 252H157V255H156ZM168 252H169V254H168ZM26 253L27 254L24 255V257L26 259L23 257V253L20 254L21 255L20 257H22L23 258V261H24V262L22 261L23 264L25 263L26 260L29 259V257L30 258L32 257V256L28 255L30 253H28V252H26ZM46 253H47V250H46ZM126 253H128L127 255H129V256H127ZM224 253H227V251H225ZM237 253H239V254H237ZM35 254L36 253H33V255H35ZM52 254H53V256H52ZM179 254H181V255H179ZM37 255H38V253H37ZM39 255H40L39 257H41V254H39ZM50 255H51V257H53L52 259H51ZM65 255L68 257V260L67 261H66V258L67 257ZM174 255H176V256H174ZM254 255H253V257H254ZM54 256L56 257V259L54 258ZM136 256H139V257L136 258ZM148 256H149V258H148ZM153 256L154 257H157L158 256L159 258L157 257V259L156 258L154 259ZM182 256H183V259L184 260L182 259ZM128 257L130 259L133 257V259L130 260ZM140 258H141V260L143 259L144 261L142 260V262H141ZM207 258H209V257H207ZM207 258H204V260L202 259L201 262L198 261V262H192L191 263L190 260H189L190 263L188 261H186V262H188L189 264H193V263L194 264H196V263L197 264L198 263L199 264H201V263L210 264V263H207ZM48 259L49 260L51 259L50 262H49ZM137 259H139V262H141V263H139ZM57 260H56V262H57ZM61 260L59 262H57L56 264H58L60 262H62V264H65ZM127 260H129V261H127ZM165 260H167V261L165 262ZM181 260H183L182 263H181ZM125 261H127V262H125ZM3 262L4 261L2 260L0 263L3 264ZM145 262H144V264H147Z\"/></svg>",
  "mask_w": 264,
  "mask_h": 264
}]
</instances>
